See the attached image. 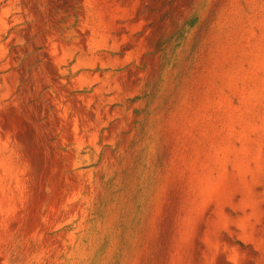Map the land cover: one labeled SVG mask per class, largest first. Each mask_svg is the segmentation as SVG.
Returning <instances> with one entry per match:
<instances>
[{"label":"rangeland","instance_id":"obj_1","mask_svg":"<svg viewBox=\"0 0 264 264\" xmlns=\"http://www.w3.org/2000/svg\"><path fill=\"white\" fill-rule=\"evenodd\" d=\"M0 264H264V0H0Z\"/></svg>","mask_w":264,"mask_h":264}]
</instances>
